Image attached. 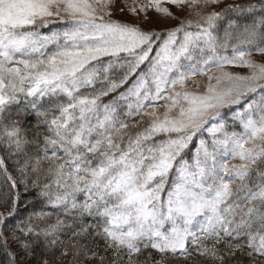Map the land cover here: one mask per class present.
Listing matches in <instances>:
<instances>
[{
    "label": "snow or ice",
    "instance_id": "obj_1",
    "mask_svg": "<svg viewBox=\"0 0 264 264\" xmlns=\"http://www.w3.org/2000/svg\"><path fill=\"white\" fill-rule=\"evenodd\" d=\"M0 264H264V0H0Z\"/></svg>",
    "mask_w": 264,
    "mask_h": 264
},
{
    "label": "rangeland",
    "instance_id": "obj_2",
    "mask_svg": "<svg viewBox=\"0 0 264 264\" xmlns=\"http://www.w3.org/2000/svg\"><path fill=\"white\" fill-rule=\"evenodd\" d=\"M165 25H163V24H159V25H157V27H164Z\"/></svg>",
    "mask_w": 264,
    "mask_h": 264
}]
</instances>
